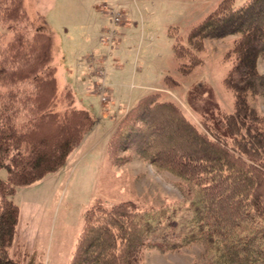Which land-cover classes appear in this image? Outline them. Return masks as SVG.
<instances>
[{"label":"trees","instance_id":"obj_1","mask_svg":"<svg viewBox=\"0 0 264 264\" xmlns=\"http://www.w3.org/2000/svg\"><path fill=\"white\" fill-rule=\"evenodd\" d=\"M4 16L23 20L25 12L15 1ZM228 35H237L224 78L235 98L232 112L208 118L199 129L177 103L159 99L155 91L138 99L107 142L109 160L121 144V150L134 148L175 174L182 198L174 206L149 209L131 202L92 204L83 212L68 264H141L150 245L174 250L192 241L205 243L206 264H264V114L249 102L264 95V73L258 70L264 0L237 6L221 0L188 38L195 48L203 39ZM53 42L52 31H38L28 42L18 36L0 51V78L7 82L0 90V169L6 170L0 178V264H43L36 252L14 242V194L60 169L94 125L91 113L73 104L71 89L58 84ZM173 50L189 60L182 71L201 62L176 38ZM166 83L176 81L166 76Z\"/></svg>","mask_w":264,"mask_h":264},{"label":"rangeland","instance_id":"obj_2","mask_svg":"<svg viewBox=\"0 0 264 264\" xmlns=\"http://www.w3.org/2000/svg\"><path fill=\"white\" fill-rule=\"evenodd\" d=\"M15 1L25 12L23 20L4 16ZM168 1L148 0L149 10L145 12L143 20L144 34L139 35L133 30L134 34L129 35L123 44L121 66L117 67V61H113V68L110 69L112 63L109 62L105 68L103 58H98L90 46L78 49L65 44V35L75 36L82 45L87 37L91 39V28L95 21L100 22L101 27V24H109L112 20L113 11H108V16L100 8L101 5L120 12L126 5L143 6L139 0H0V51L18 36L26 43L38 31H52L51 63L57 68L58 84L60 88L69 87L74 97L73 104L87 109L94 119L88 136V141L93 138V146H84L91 148L89 151L81 156L75 154L73 164L65 162L57 178L47 181L49 176H46L37 183L21 188L15 197L21 210L18 233L24 229L28 252H36L43 264H68L67 259L71 258L83 226L82 213L96 202L106 208L120 202H131L142 209H149L171 207L182 198L179 178L139 156L134 148L124 151L120 144L113 161L111 158L109 160L106 149L108 141L103 139V135L107 131L113 133L127 115L131 107L122 108L125 104L130 100L135 104L136 98L163 87V91H157L159 99L177 103L189 121L199 129L204 128L208 118L233 111L235 98L225 86L224 78L231 68L232 58L228 52L237 35L203 39L195 48L188 38L190 29L216 8L221 0ZM233 1L237 6L244 0ZM139 10L142 11L141 8ZM140 13L135 9L133 15L139 26ZM119 19L109 28L113 37L107 43L109 41L111 47L117 44L116 27L121 24L122 13ZM175 38L201 58V62L189 71H182L189 60L179 59L174 54ZM20 51L28 57L32 55L24 48ZM78 51L83 55L95 54L88 57L92 59L90 74L87 68L86 71L71 70L74 61L71 60L72 54ZM161 66L166 69L161 71ZM258 70L264 73V56L258 59ZM101 71L104 72V79L103 76L99 77L103 74ZM105 71L114 91L111 97L106 88H100L101 80L107 85ZM166 76L174 79L176 84L168 85ZM6 86L7 82L0 78V90L5 91ZM249 102L260 114H264V95L251 97ZM102 111L107 112L108 117L103 116ZM112 113L123 115L114 127L113 122L108 120ZM5 177L6 170L0 169V178ZM34 231L35 235L38 234L37 238ZM208 260L205 243L192 241L174 250H162L150 245L142 252L141 264H206Z\"/></svg>","mask_w":264,"mask_h":264},{"label":"crops","instance_id":"obj_3","mask_svg":"<svg viewBox=\"0 0 264 264\" xmlns=\"http://www.w3.org/2000/svg\"><path fill=\"white\" fill-rule=\"evenodd\" d=\"M162 1V0H160ZM165 1H168V0H165ZM140 3H143L141 7H139L137 4L136 7H131V6H123L122 4V9H120V12L122 13V21H121V24L116 27V30L118 31V36H117V44L115 46H110L108 43H107V40H110L112 37H113V34L111 32V30L109 28H111V26H113L111 20H110V23L106 24V23H103L101 24V27H99V24L100 22L98 21H95V23L93 24L92 28H91V31H93V35H91V39L89 40V37L86 38V40H83L82 41V45L79 43V41L76 39L75 36L73 35H68L66 34L65 35V44L69 43V45H74L76 48H81V46H90L91 49H93L92 51L95 52L98 56V58H103L104 60V67L106 68L107 65H109L110 63H112L113 61L116 62L117 61V67L118 66H121V63H122V59L124 56L123 53H124V50H123V44L124 42L129 38V35H133L134 34V31L133 30H136V32L139 33V35H143L144 34V28H143V20H144V14L145 12H147L149 9L147 7L148 5V0H139ZM171 3V1H168ZM158 6V5H157ZM100 8L102 10H105L106 11V14L108 15V8L105 7V5H101ZM137 9L139 12H144V13H140V20H141V25L139 26L137 24V22L133 19V15H134V12H135V9ZM139 8L142 9L139 10ZM146 15V14H145ZM109 16V15H108ZM110 19V17H109ZM131 22L133 24H131ZM65 32H67V29H64ZM141 32V33H140ZM74 37V39H73ZM72 58L71 60H74L73 63H72V69L71 70H76V69H82L84 71H86L88 69V73L90 71V68H91V64H92V59H88V57H92V56H95V54H86V55H83L82 52H77L75 54H72ZM110 62V63H109ZM109 63V64H108ZM113 64L110 65V69L113 68ZM87 68V69H86ZM161 69V71H164L166 68L164 66H161L159 67ZM57 69V68H56ZM108 69H109V66H108ZM158 72V70H156ZM57 73V72H56ZM90 74V73H89ZM88 74V75H89ZM107 77L106 75V71H105V78ZM104 79V77H103ZM58 80V79H57ZM105 83V82H104ZM106 83L107 85L105 84L106 86V91L108 90V94L112 95V93L114 92L113 89L111 88L110 86V81H109V78L107 77V80H106ZM64 88H66V86H64ZM69 88V87H67ZM70 89V88H69ZM154 90H157V91H163V87H157L155 88ZM142 97V96H140ZM139 97V98H140ZM139 98H136V102L138 101ZM133 100H130V102H128L127 104H125L122 108H130L132 107L134 104L132 103ZM111 103L113 104V101L111 100ZM109 111V110H108ZM103 112V116H107V112L105 113V111H102ZM119 112V111H118ZM110 115V114H109ZM123 115L121 116H118V115H115V114H111L108 118L109 122H113L112 123V127H114L116 124H117V121L120 120V118L122 117ZM107 117H103V118H107ZM112 133V131H107L104 135H103V139L106 141L109 140L110 138V134ZM89 136V133L86 134V136L84 137V139L82 140V142L79 144V146L74 149L70 155L68 156L67 160H66V164H73V159L74 156H77V155H84L85 152L89 151L90 149H87L88 147H85V145H91L90 147L93 146V142H91L93 140V138H91L89 141H88V137ZM87 149V150H86ZM76 152H79V153H76ZM77 154V155H75ZM72 160V161H70ZM65 164V165H66ZM65 167V166H64ZM62 170V168L58 169L57 171L55 172H52V173H48L46 174L43 178H47L46 176H49L47 181H51L55 178H57V175L60 174V171ZM68 170V169H66ZM42 179V178H41ZM40 179V180H41ZM39 181V180H38ZM38 181H35L33 183H37ZM31 183V184H33ZM29 184V185H31ZM29 185H26V186H29ZM24 186H21V187H18L16 189V192L14 194V201L16 202V199L15 197L17 198V195L19 194V190L21 188H23ZM16 204L18 205V203L16 202ZM19 207V205H18ZM20 208H19V217L21 216L20 215ZM83 214V213H82ZM19 222V220H18ZM18 226V225H17ZM18 228V227H17ZM36 229V228H35ZM38 230V229H37ZM82 230V229H81ZM81 232V231H80ZM79 232V234H80ZM78 234V235H79ZM34 235H35V231H34ZM35 237L37 238L38 237V234L35 235ZM78 237V236H77ZM15 244L17 243H22L25 245L26 247V243L28 244V239L26 238V233L24 232V229H22V232L18 233V229L16 231V236H15ZM77 240V239H76ZM76 243V242H75ZM75 245V244H74ZM74 250V249H73ZM67 259V263H69Z\"/></svg>","mask_w":264,"mask_h":264},{"label":"built area","instance_id":"obj_4","mask_svg":"<svg viewBox=\"0 0 264 264\" xmlns=\"http://www.w3.org/2000/svg\"><path fill=\"white\" fill-rule=\"evenodd\" d=\"M110 10H112L113 11V17H112V23L113 24H117V22H119L120 21V19H119V15H121V13L120 12H118V10L117 9H113V8H110V9H108V11H110ZM102 72V71H101ZM103 74H101V75H99V77H101V76H103L104 77V72H102ZM106 88V86H105V83H104V81L103 80H101L100 81V88ZM101 88V89H102ZM101 95V94H100ZM102 98V97H101ZM104 98V97H103ZM102 98V99H103ZM105 99V98H104Z\"/></svg>","mask_w":264,"mask_h":264}]
</instances>
